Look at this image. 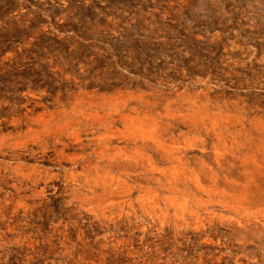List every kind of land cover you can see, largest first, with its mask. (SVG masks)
<instances>
[{"label":"rangeland","instance_id":"obj_1","mask_svg":"<svg viewBox=\"0 0 264 264\" xmlns=\"http://www.w3.org/2000/svg\"><path fill=\"white\" fill-rule=\"evenodd\" d=\"M0 264H264V0H0Z\"/></svg>","mask_w":264,"mask_h":264}]
</instances>
